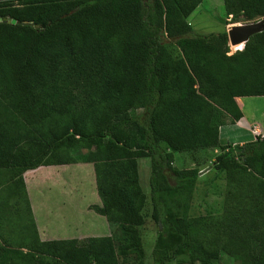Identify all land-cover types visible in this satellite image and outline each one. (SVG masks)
<instances>
[{"label":"trees","instance_id":"1","mask_svg":"<svg viewBox=\"0 0 264 264\" xmlns=\"http://www.w3.org/2000/svg\"><path fill=\"white\" fill-rule=\"evenodd\" d=\"M202 1L0 0V170L25 189L28 171L93 165L95 211L139 248L138 161L149 159L153 264L219 261L209 234L223 231L188 216L200 171L174 167L175 154L218 148L219 128L242 117L235 99L264 97V30L227 55L226 31L200 35L187 22ZM223 3L226 16L264 21V0ZM213 165L257 178L264 197V139L228 147ZM41 243L37 253L0 243V264H119L109 236ZM253 243L249 257L264 264V231Z\"/></svg>","mask_w":264,"mask_h":264},{"label":"rangeland","instance_id":"2","mask_svg":"<svg viewBox=\"0 0 264 264\" xmlns=\"http://www.w3.org/2000/svg\"><path fill=\"white\" fill-rule=\"evenodd\" d=\"M192 16L193 18H187V22L191 27L196 25L200 31L196 33L200 35L220 33L233 25L262 21L259 19L245 23L233 15L226 16L223 0H203ZM242 49L243 47L238 51ZM236 52L228 45L227 55ZM262 109L264 97L246 99L244 113L249 119L254 110ZM257 121L264 126V116ZM30 130L29 128V132ZM81 153L85 154V151ZM70 155L75 158L79 154ZM218 155L213 150L175 154L174 167L197 168L200 171L188 216L206 217L223 231L220 234H209L214 240L212 245L207 244L217 246L220 253L217 264H254L249 257L256 248L253 238L264 231V215L256 213L257 208H264L260 182L247 174L230 177L226 172L214 170L213 162ZM138 163L141 187L146 195L144 224L138 227L139 248L123 243L120 240L122 235L119 226L108 224L106 218L95 211L101 206V200L96 190L94 168L93 165L84 163L46 169L48 174L43 175L41 180L34 181V189L30 184L36 177L28 176L23 189L14 185L9 170H0L1 245L21 249L24 253H37L41 242L64 241L81 247L90 238L109 236L114 243L119 264H153L159 229L152 217L149 195L150 161L140 159ZM31 174L38 176L39 173ZM31 202L33 213L28 208ZM32 236L33 240H30ZM171 264L189 262L179 257Z\"/></svg>","mask_w":264,"mask_h":264},{"label":"crops","instance_id":"3","mask_svg":"<svg viewBox=\"0 0 264 264\" xmlns=\"http://www.w3.org/2000/svg\"><path fill=\"white\" fill-rule=\"evenodd\" d=\"M193 13L190 15L191 18H193L192 16ZM195 26L192 27V29L195 32H200L198 30V27L196 28ZM247 98H253V97H244V98L235 99L236 104L242 113L241 119H239L238 121H234V122H228L224 126L220 127L219 128V140H220L219 147L208 149V150H213L214 154H222L227 151L228 147H231V148H234L237 146L241 147L245 144L254 142L258 137L264 139V126H262V124L257 121L258 118H261L264 116V109L259 110V111L254 110V113L250 115V119H249V117L246 116V114L244 113V110L246 108ZM177 154H181V153H177ZM174 163H175V160H174ZM51 167H58V166L40 167L36 170L28 171L24 173L23 175L24 183L26 184V179L28 176H34L37 179L35 178L33 180V183L30 185H32V188L36 187V183H34V181L38 179L41 180V178H43L42 177L43 175L48 174L46 169L51 168ZM33 172L39 173L38 176L36 174L32 175L31 173ZM139 177H140V174H139ZM29 202H30V199H29ZM31 205H32V202L29 205V210L30 212L33 213V205L32 206Z\"/></svg>","mask_w":264,"mask_h":264},{"label":"water","instance_id":"4","mask_svg":"<svg viewBox=\"0 0 264 264\" xmlns=\"http://www.w3.org/2000/svg\"><path fill=\"white\" fill-rule=\"evenodd\" d=\"M12 25L17 22L15 20H9ZM264 30V21L256 24H246V25H233L227 30L228 45L230 46H242L244 48L245 44L249 38L257 33Z\"/></svg>","mask_w":264,"mask_h":264}]
</instances>
